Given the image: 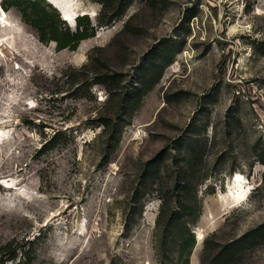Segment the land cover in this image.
I'll return each mask as SVG.
<instances>
[{
	"label": "rangeland",
	"instance_id": "rangeland-1",
	"mask_svg": "<svg viewBox=\"0 0 264 264\" xmlns=\"http://www.w3.org/2000/svg\"><path fill=\"white\" fill-rule=\"evenodd\" d=\"M2 1L0 264H159L158 196L172 198L182 137L206 144L202 214L191 227L203 242L191 264H202L206 239L214 248L264 224V0H139L75 52L42 44ZM69 1L75 19L97 21L94 0ZM164 40H183L182 51L108 159L93 123L108 95L90 78L122 74L123 91ZM163 151L160 176L133 203L143 166ZM231 179L245 199L235 200ZM235 264H264V243Z\"/></svg>",
	"mask_w": 264,
	"mask_h": 264
},
{
	"label": "trees",
	"instance_id": "trees-1",
	"mask_svg": "<svg viewBox=\"0 0 264 264\" xmlns=\"http://www.w3.org/2000/svg\"><path fill=\"white\" fill-rule=\"evenodd\" d=\"M136 1L139 0H94L101 6L97 21L94 22L87 15L78 16L74 29L61 19L56 8L46 0H3L1 8L6 12L11 9L18 11L22 21L36 31L42 44L54 43L57 52H75L82 42L96 37L101 28L120 20ZM183 46V40L159 42L135 72L136 81L126 85L123 91L118 92L116 89L123 82L122 74L102 70L90 78L89 87L102 86L108 95L106 112L93 121L101 129L100 138L103 139L104 154L108 159L116 153L126 127L130 125L144 98L161 81ZM61 136L57 132L51 141H57ZM174 144V151L179 152L181 167L171 186L172 198L158 196L161 206L155 223V250L159 264H191V256L196 247V237L191 227L197 225L202 214L198 186L207 180V177L197 179L206 156V144L188 141L185 137L176 140ZM164 154L165 151L161 152L143 166L137 190L132 197L133 203L143 197L141 188L155 184L161 174L160 163ZM145 194L147 197L156 195L152 190ZM263 243L264 224L233 242L214 248L211 241L206 239L202 264H235L246 252ZM14 258L16 255H11L10 259Z\"/></svg>",
	"mask_w": 264,
	"mask_h": 264
},
{
	"label": "bare ground",
	"instance_id": "bare-ground-1",
	"mask_svg": "<svg viewBox=\"0 0 264 264\" xmlns=\"http://www.w3.org/2000/svg\"><path fill=\"white\" fill-rule=\"evenodd\" d=\"M50 4L52 3V5L59 9L61 15H62V19H65V21L68 23L69 26L71 27H74L75 25V18H74V9L73 7L70 5V1L69 0H47ZM234 181V182H233ZM229 189L230 191H233V189H236V197H235V200H242V199H245V197L247 196L248 194V191H244L242 190V187L237 184V182H235V179H231L230 183H229ZM235 193V194H236ZM196 237L198 239V245L196 247V250H199L201 245H202V242H203V233L201 231H196Z\"/></svg>",
	"mask_w": 264,
	"mask_h": 264
},
{
	"label": "water",
	"instance_id": "water-1",
	"mask_svg": "<svg viewBox=\"0 0 264 264\" xmlns=\"http://www.w3.org/2000/svg\"><path fill=\"white\" fill-rule=\"evenodd\" d=\"M51 5H52V3H51ZM55 8V7H54ZM57 9V8H56ZM58 11H59V9H57ZM60 12V11H59ZM84 15H87V16H89L88 14H84ZM80 16H83V15H80ZM63 18V17H62ZM77 18V17H76ZM63 21H65V19H63ZM66 22V21H65ZM67 23V22H66ZM71 27V26H70ZM72 28H75V26L74 27H72ZM198 245V239H197V237H196V246Z\"/></svg>",
	"mask_w": 264,
	"mask_h": 264
}]
</instances>
